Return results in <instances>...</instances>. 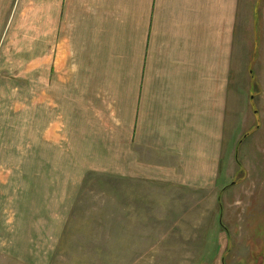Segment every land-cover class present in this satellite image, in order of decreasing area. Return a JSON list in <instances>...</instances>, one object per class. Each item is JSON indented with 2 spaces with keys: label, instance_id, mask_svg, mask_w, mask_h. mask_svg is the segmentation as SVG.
Wrapping results in <instances>:
<instances>
[{
  "label": "crops",
  "instance_id": "obj_1",
  "mask_svg": "<svg viewBox=\"0 0 264 264\" xmlns=\"http://www.w3.org/2000/svg\"><path fill=\"white\" fill-rule=\"evenodd\" d=\"M18 1L40 3V30L25 39L39 36L40 50L25 65L41 73L25 81L32 105L11 113L16 139L31 142L25 184L48 181L51 161L71 164L76 184L91 173L213 191L239 104L242 13L255 0H0V43ZM39 183L26 194L41 206Z\"/></svg>",
  "mask_w": 264,
  "mask_h": 264
},
{
  "label": "rangeland",
  "instance_id": "obj_2",
  "mask_svg": "<svg viewBox=\"0 0 264 264\" xmlns=\"http://www.w3.org/2000/svg\"><path fill=\"white\" fill-rule=\"evenodd\" d=\"M14 8L2 20L0 43V264H264V0L242 13L239 104L213 191L91 173L76 184L71 164L63 172L51 161L43 173L48 181L25 184L21 160L31 142L16 139L11 113L32 105L25 94L34 84L25 81L41 73L25 65L40 50L39 36L25 42L27 28L40 30V3L18 1ZM16 88L20 96L10 97ZM39 181L46 182L48 225L37 219L38 196L26 194L39 193ZM126 185L139 194H122Z\"/></svg>",
  "mask_w": 264,
  "mask_h": 264
}]
</instances>
